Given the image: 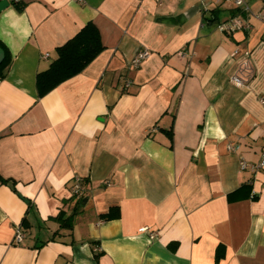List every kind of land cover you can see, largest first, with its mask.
Here are the masks:
<instances>
[{"label": "crops", "instance_id": "obj_1", "mask_svg": "<svg viewBox=\"0 0 264 264\" xmlns=\"http://www.w3.org/2000/svg\"><path fill=\"white\" fill-rule=\"evenodd\" d=\"M24 1L0 14V264H264V168L239 165L262 151L264 18L227 33L229 0ZM89 21L103 50L40 97L36 74ZM235 49L253 64L240 86Z\"/></svg>", "mask_w": 264, "mask_h": 264}, {"label": "trees", "instance_id": "obj_2", "mask_svg": "<svg viewBox=\"0 0 264 264\" xmlns=\"http://www.w3.org/2000/svg\"><path fill=\"white\" fill-rule=\"evenodd\" d=\"M9 2L18 10L22 9L23 4H25L24 0H9ZM213 17L210 19L211 21L218 19L215 14ZM0 46L4 50V58L0 63V79H3L11 65L12 56L8 48L1 41ZM103 48L104 45L98 27L92 21L87 22L73 37L57 48V56L51 61L48 68L36 74L35 83L38 95L41 97L47 94L61 82L80 73ZM116 215V211L113 213L110 210L108 213L101 215V218L103 220H110L116 217ZM59 219L62 221V226H72V216L64 218L61 214L59 215Z\"/></svg>", "mask_w": 264, "mask_h": 264}, {"label": "built area", "instance_id": "obj_3", "mask_svg": "<svg viewBox=\"0 0 264 264\" xmlns=\"http://www.w3.org/2000/svg\"><path fill=\"white\" fill-rule=\"evenodd\" d=\"M157 4H161L164 0H153ZM201 3L204 5L206 4L207 0H200ZM238 9L237 14L229 17L228 19L221 21L218 23L217 27L219 30L227 32V33H234L238 30L249 31L252 28L251 23L247 20V16H253L258 19L264 18L261 13H255L250 5L248 4L247 0H229ZM241 12V14H240ZM245 15V16H243ZM150 54V51L147 49H143L138 51L129 61V65L131 67H138L141 62ZM179 54L181 56L184 55L183 51H180ZM49 54H45L44 57H48ZM231 57L235 58L238 62V70L235 74L230 77V80L240 86L245 84L247 81L250 80L253 74V64L248 52L240 53L238 49H235L231 55ZM129 82L126 83V86ZM262 103H264V97L259 98ZM228 149H233L234 145L230 144L227 145ZM239 165L241 169L249 168L251 170H258L264 168V135H262V151L258 162L256 163H249L244 159L239 161ZM72 194L76 197H81L84 194V186L82 184V179L80 177H75L72 182L71 186ZM147 227H142L141 231H148ZM151 238H155L156 233L150 231ZM24 238V233L21 227H17L14 233L13 242L20 243Z\"/></svg>", "mask_w": 264, "mask_h": 264}, {"label": "water", "instance_id": "obj_4", "mask_svg": "<svg viewBox=\"0 0 264 264\" xmlns=\"http://www.w3.org/2000/svg\"><path fill=\"white\" fill-rule=\"evenodd\" d=\"M9 0H0V14L1 12L7 8L9 6ZM4 58V50L3 48L0 46V63Z\"/></svg>", "mask_w": 264, "mask_h": 264}]
</instances>
